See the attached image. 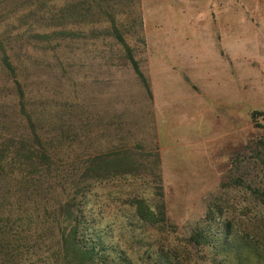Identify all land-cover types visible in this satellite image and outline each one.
<instances>
[{"label":"rangeland","instance_id":"obj_1","mask_svg":"<svg viewBox=\"0 0 264 264\" xmlns=\"http://www.w3.org/2000/svg\"><path fill=\"white\" fill-rule=\"evenodd\" d=\"M193 36L247 40L258 54L221 49L230 91H201L185 78L201 107L193 114L199 134L183 140L179 39ZM0 45L20 84L0 70V152L10 160L29 148L52 160L36 168L67 180L52 179L50 194L0 185V203L57 210L74 194L71 179L126 152L113 167L131 174L85 182L73 206L91 264H264V0H0ZM13 168L30 170L21 160ZM142 197L153 223L136 215ZM71 215L6 228L17 236L0 249L5 263L67 264L62 231L77 226L79 213Z\"/></svg>","mask_w":264,"mask_h":264},{"label":"trees","instance_id":"obj_2","mask_svg":"<svg viewBox=\"0 0 264 264\" xmlns=\"http://www.w3.org/2000/svg\"><path fill=\"white\" fill-rule=\"evenodd\" d=\"M113 31L115 33V36L117 38H120L119 31L114 27ZM122 42V41H121ZM0 52H1V58H0V70L7 71L12 78L13 84L20 88V84L17 79L16 74V68L13 66L11 59L9 55L7 54V50L0 45ZM126 59L128 62L131 63L132 68L134 72L138 75V77L142 80L144 85L147 87L146 81L143 77V75L139 72L136 62L131 58V56L128 54L126 56ZM22 144L26 145L24 143H15L14 146ZM13 146V145H9ZM19 147V146H18ZM8 149L3 148V150ZM26 150V147L23 148ZM4 151L0 152V185L10 187L9 192H13L12 186L19 189H26L27 191L36 192L39 189L41 191H45L44 187H46L49 191V194L51 192V186L49 185L52 179H58L61 180V183L67 182V180H64L65 172H62L58 169H49L47 167L45 168H36L35 166L50 164L52 160L48 158L47 156L37 157L29 152V148L27 149L26 153H20L17 151V153L9 157L10 160H8V157L3 153ZM125 153H118L116 155L110 156L111 159H113L112 162L106 163L101 162L100 158L99 162L96 164L92 169H85L84 173H80V175L76 179H71L70 182L72 183V187L74 190V194L71 196L67 194L65 196L66 205L63 207H60L57 210L54 209H48L44 206H38L36 205V202L33 203V205H30L26 207L24 204L18 203L17 200H14L12 203L9 202H1L0 203V249H3L4 247L8 246L7 239L8 238H15L17 235L10 234L5 231L6 228H12V226L15 224L16 228L19 229L22 226H34L33 220L35 221L36 225L39 223H48L49 222H56L58 223L59 220L64 216V214H67L68 217H72V213H79V216H74V220L77 224L74 228L71 227L70 230L66 233L67 229H63L62 234V247L65 249L64 257L67 259H71L68 261L67 264H70L73 260L78 258L80 263L82 264H91L93 263V257L91 255V252L87 249H83L82 245L79 243V241L76 239V234L78 233V228L80 227V214L81 210L76 209L73 210V208L76 206V202L79 198L78 193L82 191L81 185L87 183L88 181L98 182L102 181V179L108 178V177H123L128 176L131 173L130 171L123 170L121 168H114L113 166L115 164L119 165V163L123 162L124 159L127 158V155ZM108 157V159H110ZM22 161L27 163L30 166V170L27 173H22L20 171H17L13 168L15 161ZM51 160V161H50ZM9 161V162H8ZM114 162V163H113ZM38 164V165H37ZM94 164V163H93ZM109 165L112 167L109 168ZM8 166V169H7ZM60 169V168H59ZM70 174V173H69ZM72 175V174H70ZM74 176V174H73ZM63 180V181H62ZM2 195V192L0 196ZM1 200V197H0ZM4 201V200H3ZM28 202V201H27ZM135 211L138 218L147 223H153V219L155 216V211L152 208L151 204H149L146 199L137 198L135 200ZM72 205V206H67ZM74 206V207H73ZM71 211V213H69ZM37 214V215H36ZM39 214V215H38ZM15 217L14 219L12 217ZM50 218V220L48 219ZM20 220H23V222L32 220L31 222L24 224L20 222ZM29 224V225H28ZM52 224V223H51ZM67 234V235H66ZM73 258V259H72ZM0 264H6L4 261V257L2 255V252H0Z\"/></svg>","mask_w":264,"mask_h":264},{"label":"crops","instance_id":"obj_3","mask_svg":"<svg viewBox=\"0 0 264 264\" xmlns=\"http://www.w3.org/2000/svg\"><path fill=\"white\" fill-rule=\"evenodd\" d=\"M180 7V6H179ZM183 7L179 8V13ZM190 8V6H189ZM206 8V7H205ZM224 12H230V7L227 6ZM199 7V13L207 12ZM187 13H193L187 11ZM194 13H197L196 11ZM188 25L189 29L195 27L190 22L179 23L181 26ZM208 43L212 45L210 54L205 53V48L200 45ZM246 42V43H245ZM247 40L240 41L239 44L234 43L232 39H225L223 41L217 40H202L193 36L189 39H179V120L183 123L182 135L183 140L192 139L195 134H199V125L194 124L193 114L196 109L201 107V104L195 100L193 93H197L194 88L186 83L185 78L190 79L192 84H197L201 91H206L208 88L216 91H230L232 79V65L231 61L226 57L221 56V49L223 52H231L233 50L231 45L234 44V49L240 53L248 52L251 54H258L257 46H250ZM243 48L238 49L239 45ZM206 45V44H204ZM249 47V48H248ZM245 64V61H243ZM192 120L190 123L189 121Z\"/></svg>","mask_w":264,"mask_h":264},{"label":"built area","instance_id":"obj_4","mask_svg":"<svg viewBox=\"0 0 264 264\" xmlns=\"http://www.w3.org/2000/svg\"><path fill=\"white\" fill-rule=\"evenodd\" d=\"M257 121H258L260 124H264V114H263V115H259L258 118H257Z\"/></svg>","mask_w":264,"mask_h":264}]
</instances>
